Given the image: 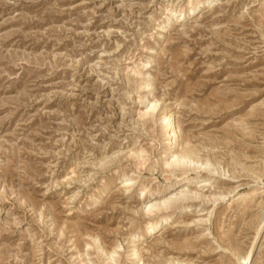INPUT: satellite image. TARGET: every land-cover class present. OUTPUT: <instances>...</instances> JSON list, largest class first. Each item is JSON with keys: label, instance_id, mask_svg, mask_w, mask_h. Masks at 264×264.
Instances as JSON below:
<instances>
[{"label": "rangeland", "instance_id": "374dc122", "mask_svg": "<svg viewBox=\"0 0 264 264\" xmlns=\"http://www.w3.org/2000/svg\"><path fill=\"white\" fill-rule=\"evenodd\" d=\"M197 1L0 0V264H264V0Z\"/></svg>", "mask_w": 264, "mask_h": 264}, {"label": "bare ground", "instance_id": "6f19581e", "mask_svg": "<svg viewBox=\"0 0 264 264\" xmlns=\"http://www.w3.org/2000/svg\"><path fill=\"white\" fill-rule=\"evenodd\" d=\"M206 1H208V0H201V1H197V2H194L192 5H191V7H190V12H194L198 7H200L203 3H205ZM191 3H192V1H191ZM181 9V8H180ZM175 10V9H174ZM185 11V10H184ZM168 13V12H167ZM181 14H183V15H185L184 14V12L183 11H181L180 10V13H179V15H181ZM175 13H173V14H169L167 17H166V23H171V22H173V20L176 18V21L178 20V18H179V15L178 16H176L175 17ZM184 17V16H183ZM173 24V23H172ZM156 101H153V102H151L147 107H146V113H148L149 111H153L154 110V108H155V105H156ZM164 119H167V117H164ZM167 123V125L169 124L168 123V121L166 122ZM174 159H175V161H181V162H187V163H193V164H195V166H197V169L199 168V169H201V168H205V164L203 163V162H200V161H197V160H191V159H189V158H187V157H177V156H175L174 157ZM169 166V165H168ZM126 186L127 185H129L130 183H129V181L128 180H125L124 182H123ZM145 195V192H144V194H143V196ZM168 203V199H160V200H158V201H156V202H154V203H148V204H145V206H144V209H145V213L146 214H152V212L155 210V209H157V210H160V208L161 207H164V206H166V204ZM182 207V206H181ZM170 217V214L169 215H165V216H163V217H161V218H159V219H157V220H155L154 222H152L148 227H146V229H149V228H151L150 229V232L151 231H153L155 228H157L159 225H161L162 223H164V222H166L167 221V219ZM117 250H114L113 251V253L114 252H116ZM100 252H102V253H104V255H107V252H105L103 249H101L100 248ZM136 254V250L133 248L132 250H131V253H130V257H132V258H134L133 256ZM111 255H113V254H111ZM137 256V255H136ZM135 256V257H136ZM136 261H137V264H143V262H141V260L140 259H136ZM176 264H178V262H176ZM180 264H184V263H181L180 262Z\"/></svg>", "mask_w": 264, "mask_h": 264}]
</instances>
